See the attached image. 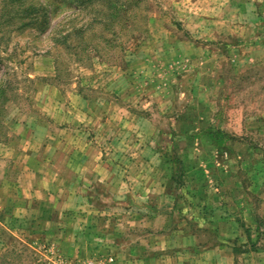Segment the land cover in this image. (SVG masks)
<instances>
[{
  "label": "rangeland",
  "instance_id": "374dc122",
  "mask_svg": "<svg viewBox=\"0 0 264 264\" xmlns=\"http://www.w3.org/2000/svg\"><path fill=\"white\" fill-rule=\"evenodd\" d=\"M57 1L0 0V264H264V0Z\"/></svg>",
  "mask_w": 264,
  "mask_h": 264
},
{
  "label": "trees",
  "instance_id": "16d2710c",
  "mask_svg": "<svg viewBox=\"0 0 264 264\" xmlns=\"http://www.w3.org/2000/svg\"><path fill=\"white\" fill-rule=\"evenodd\" d=\"M46 1H48V0H46ZM57 2H58L57 0H54V4H56ZM44 3L33 2L31 0L30 4L27 5L26 9H25V11L28 12L27 18H29V19L27 21H24L23 24L28 25V26H31V25L34 26L36 23L39 22L40 16H41V19H44V20H41L39 23L45 24V22L47 20L48 8L45 7ZM89 3H90V0H67L65 5H67V7H69V8H70V6L73 5L75 7V10L76 9L81 10V9L88 7V5H90ZM48 7H49V5H48ZM97 11L100 12V10H97ZM119 11H120V8L118 6H116V5L111 6V10L109 11V13L105 14L107 16V22H111L114 19H117L119 16V14H118ZM98 16H95L94 20H96ZM100 19H102V18L100 17ZM87 24L90 25L91 22L87 23ZM85 29H86V27H85ZM66 30H67V32L64 35H61L63 41H65L72 33L76 32V30H74V29L70 30V28L66 29ZM77 31L84 32L85 30L82 29V27H80L79 29H77ZM83 46H84L83 51H90L89 43H85ZM3 91L4 90L0 88V95L3 93Z\"/></svg>",
  "mask_w": 264,
  "mask_h": 264
}]
</instances>
